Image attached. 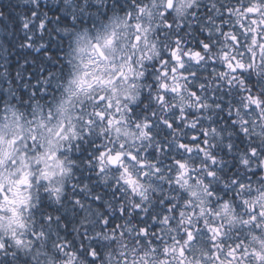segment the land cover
Returning <instances> with one entry per match:
<instances>
[{
	"label": "snow or ice",
	"instance_id": "1",
	"mask_svg": "<svg viewBox=\"0 0 264 264\" xmlns=\"http://www.w3.org/2000/svg\"><path fill=\"white\" fill-rule=\"evenodd\" d=\"M0 264H264V0H0Z\"/></svg>",
	"mask_w": 264,
	"mask_h": 264
}]
</instances>
